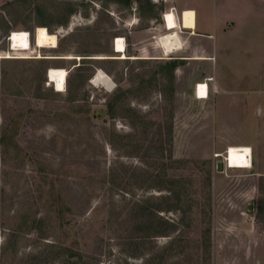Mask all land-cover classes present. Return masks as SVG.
Masks as SVG:
<instances>
[{
    "label": "rangeland",
    "instance_id": "rangeland-1",
    "mask_svg": "<svg viewBox=\"0 0 264 264\" xmlns=\"http://www.w3.org/2000/svg\"><path fill=\"white\" fill-rule=\"evenodd\" d=\"M162 1L0 0V57L22 55L0 59V264H264V178L244 201L241 173L216 185L193 66L178 81L134 56ZM38 26L64 31L57 48L36 50ZM15 30L33 49L7 53ZM52 67L69 71L63 93ZM98 68L112 92L90 83Z\"/></svg>",
    "mask_w": 264,
    "mask_h": 264
},
{
    "label": "crops",
    "instance_id": "crops-1",
    "mask_svg": "<svg viewBox=\"0 0 264 264\" xmlns=\"http://www.w3.org/2000/svg\"><path fill=\"white\" fill-rule=\"evenodd\" d=\"M160 5L154 26L133 33L134 56L148 52L145 57L153 60L176 61L178 81L186 72L183 64L193 66L187 92L193 93L200 110L196 134L210 142L208 158L217 167L229 148L251 149V168L224 166L214 176L241 173V199L254 198L258 185L249 183L264 178V0H163ZM189 11L194 12V25L185 27ZM168 14L177 23L173 30ZM170 32L177 34L179 48L166 53L159 38ZM198 84L208 85V97L199 96ZM222 178H214L216 185ZM261 249L264 254V241Z\"/></svg>",
    "mask_w": 264,
    "mask_h": 264
},
{
    "label": "bare ground",
    "instance_id": "bare-ground-1",
    "mask_svg": "<svg viewBox=\"0 0 264 264\" xmlns=\"http://www.w3.org/2000/svg\"><path fill=\"white\" fill-rule=\"evenodd\" d=\"M185 19V27H192L194 25V12L189 11L186 12ZM168 20V28L173 30L177 28V23L172 14L167 15ZM64 31L59 32H50L46 26H38L34 32V45L36 50L50 48H57L59 45V36ZM9 47L10 51L16 52H27L33 49L32 47V35L26 30H15L12 31L9 36ZM159 42L161 47H164L166 53L171 52L174 48H179V43L177 42V34H173L172 32L167 35H163L159 38ZM114 50L117 54H121V59H127V45L126 39L123 37H118L114 42ZM9 51V54H10ZM36 51V52H37ZM11 59L12 57L9 55L7 57H0V59ZM20 58V57H18ZM29 59L30 57H23V59ZM40 58V57H39ZM61 59L72 60L74 57L72 56H64L58 57ZM102 60L107 59V57H99ZM50 59H55L54 57H50ZM130 59H134V57H130ZM136 59V58H135ZM69 77V71L66 68H50L47 71V79L50 87H53L56 92L63 93L67 88V80ZM91 84L96 87H102L108 92H112L116 88V83L108 75L103 69L98 68L95 74L92 76ZM199 96L207 97V86L205 84H201L199 87ZM251 154V149L249 147H231L227 150L224 158H226V164L228 168H239V169H248L251 168V161L249 156Z\"/></svg>",
    "mask_w": 264,
    "mask_h": 264
},
{
    "label": "trees",
    "instance_id": "trees-1",
    "mask_svg": "<svg viewBox=\"0 0 264 264\" xmlns=\"http://www.w3.org/2000/svg\"><path fill=\"white\" fill-rule=\"evenodd\" d=\"M114 1H118L120 3H122L124 6H126L127 8H132L133 7V4H134V1L133 0H114ZM143 0H138V3H142ZM150 11H153V7L150 5ZM74 12V9H70L69 10V14H72ZM155 18V16H153ZM165 68H167L168 70L174 72V70L176 69L177 67V62L174 61V62H168L165 64L164 66ZM116 102H117V98H115V100L113 102L110 103L109 105V113H112V111H114L115 109V105H116ZM263 204H260L258 206V210H259V213H261L263 211Z\"/></svg>",
    "mask_w": 264,
    "mask_h": 264
},
{
    "label": "built area",
    "instance_id": "built-area-1",
    "mask_svg": "<svg viewBox=\"0 0 264 264\" xmlns=\"http://www.w3.org/2000/svg\"><path fill=\"white\" fill-rule=\"evenodd\" d=\"M9 36H8V41H9ZM117 39V38H116ZM9 49H8V52L7 53H9ZM12 52H15V51H12ZM5 56H8V54H4V56L3 57H5ZM12 57H21L22 55H19V54H12L11 55ZM200 85L201 84H198L197 85V90L199 91V87H200ZM206 86H207V97H208V93H209V88H208V85L207 84H205ZM214 85V84H213ZM214 92H216V88L214 87ZM249 158H250V161H251V156H249ZM223 161H224V166H227V164H226V158H223Z\"/></svg>",
    "mask_w": 264,
    "mask_h": 264
},
{
    "label": "water",
    "instance_id": "water-1",
    "mask_svg": "<svg viewBox=\"0 0 264 264\" xmlns=\"http://www.w3.org/2000/svg\"><path fill=\"white\" fill-rule=\"evenodd\" d=\"M137 0H134V2H136ZM217 169L218 171H224V161L221 160L217 163Z\"/></svg>",
    "mask_w": 264,
    "mask_h": 264
}]
</instances>
